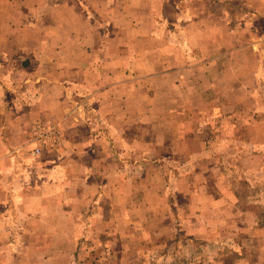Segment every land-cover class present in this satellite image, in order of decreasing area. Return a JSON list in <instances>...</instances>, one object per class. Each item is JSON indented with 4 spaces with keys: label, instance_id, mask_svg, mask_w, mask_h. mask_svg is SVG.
I'll return each instance as SVG.
<instances>
[{
    "label": "rangeland",
    "instance_id": "rangeland-1",
    "mask_svg": "<svg viewBox=\"0 0 264 264\" xmlns=\"http://www.w3.org/2000/svg\"><path fill=\"white\" fill-rule=\"evenodd\" d=\"M52 42L58 52L44 46ZM103 59L108 66L118 61L111 75L124 87L116 101L95 98L94 74L77 73L82 60L98 73ZM66 67L75 72L54 75L53 91L69 111L35 122L50 118L65 132L72 117L88 122L89 132L74 131L76 145L49 149L55 153L46 159L33 156L28 143L15 151L27 173L57 167L62 182L69 171L63 186L71 195L52 196L46 212L69 220L59 227L73 237L59 244L61 264H180L185 257L184 264H246L264 248V0H0V82L35 100L43 94L28 76ZM115 106L124 124L119 133L103 114ZM178 107L193 111L164 122V109ZM184 120L188 131L171 136L186 137L185 146L156 143L169 136L163 122ZM98 122L107 126L101 137L92 135ZM116 150L119 163L112 160ZM68 155L76 164L67 171ZM232 193L231 206L211 204L213 196ZM17 216L25 226L32 222ZM190 229L202 230V256L194 258V245L182 241L196 238ZM12 245L16 252L39 246L12 264H42L41 252L51 247Z\"/></svg>",
    "mask_w": 264,
    "mask_h": 264
},
{
    "label": "crops",
    "instance_id": "crops-1",
    "mask_svg": "<svg viewBox=\"0 0 264 264\" xmlns=\"http://www.w3.org/2000/svg\"><path fill=\"white\" fill-rule=\"evenodd\" d=\"M255 11L253 10L252 13H256ZM248 13L250 12L248 11ZM194 21L196 22L198 21V19H195ZM8 41H10V36L8 37ZM7 44L10 43L8 42ZM77 45L80 47V43H78ZM10 46L12 45L10 44ZM44 46L46 48H49L51 51L58 52L56 43L52 42L49 45ZM40 49L42 48L40 47ZM104 61L105 59L102 60L101 64H99V67L95 68V70L98 72L96 73L90 71L91 64L86 65L87 60H82L81 65L79 66L82 68L80 69L81 72L77 73H80V75H85L88 72L90 74H94L93 78L91 79L92 81L90 82V85L94 86V89H96L93 93L95 98L98 95L101 97H106L108 94H110L114 96V98L110 99H115L116 101L118 97H120L119 93H122V87H124L123 78L121 76H117V73H115L114 76L111 75L116 71L118 61L116 59L114 64L109 66L105 65L103 63ZM109 67H112L114 69L109 71L97 70H102L104 68L106 69ZM72 69V67H66L61 70L59 69V71H55L54 73L51 72L50 75L40 74L37 79H35L36 77L32 76L34 74H28L29 76L27 79L35 80L39 87L38 89L43 94V97H41L40 95L38 96V99L35 100L34 97L37 95L31 96V94L22 91L21 89L19 91L13 92V84L0 82V264H10L11 262H16L15 260L21 261L23 260V257H26L27 259L30 254L35 253V251L39 247L34 245V249L30 250L29 246L28 248L23 249V251L16 252L17 250H11L10 246H13L12 244L39 243L51 244V247L41 252L39 256L42 264H61L62 255H64V251L60 248L59 244L68 241L70 242L73 240L72 236L59 234V227H68L69 220H60L59 218H56L54 216H49L48 214H46V212H51L53 209L51 205V203H53V201H51L52 196H59V193H63L61 190H67V194L69 193V195H71L69 189H67L66 186L63 185L66 179L65 177L68 176L69 178L70 176L68 167L70 166V164H76L75 161L72 160L68 155L69 158L67 160L66 166L68 173H66V175L62 178V182H59V169H57V167H53L52 170H50L49 172L42 170H39L37 172L32 171V174L29 172L27 173L24 170H19V164H21L22 157L20 155H16L15 153L17 148H23L22 146L24 143H28V146L30 147L31 151V148L33 146L31 142L32 131L35 124L38 122L52 119L47 118L35 122L36 120L42 119V117L55 116L54 114L57 115V118H62L69 111V109L67 108L64 109L60 107V103L57 98L58 95L56 93L54 94L53 90L58 87V79H56L54 75H60L61 72H75V69ZM125 72H127V70ZM51 76L52 78H50ZM38 81H40V83ZM128 81L132 82L129 86L130 89H132L135 86V83L133 84L134 78L131 76ZM128 93L131 94V90H129ZM168 97L172 99L171 94L168 95ZM106 105L109 104L105 103L104 106ZM114 109L115 110H113V112L112 110H106V108L102 110L105 112L103 114H105L106 116L107 114L110 115L109 119L110 125L112 126V130L119 133L122 132L124 126V124H122V119L119 118V115L122 112L121 108L117 106H115ZM192 109L193 108H189L186 111L183 107H178V109H170L168 111L164 109L163 121L169 119L171 117V114L181 116L187 111H193ZM128 111H130V109ZM127 113H129L128 119L132 120V112ZM164 122L162 125L164 127V132H169V136L166 139H162V142L157 141L156 143H162V146H176L178 144L181 145V143H183V145L185 146L186 137H184L183 139L179 137L174 141V139H172L171 134L174 130L184 132L188 131V120L178 121L177 124H170L171 126H167V124H164ZM58 124L62 132L63 141L62 144L59 145L60 148L74 147L76 145V138L73 135V132L82 129H86L89 132L88 127L90 126L88 122H83V124L77 123L72 120V117L69 119V121H66L65 132L63 130L64 127L63 129L61 127L62 124ZM98 127L100 131L94 132L92 133V135L101 137V134L105 132V128L107 126H104L103 123L98 122V125L95 129H97ZM92 135L88 137V140L93 141ZM146 141L147 146L155 145L154 139H146ZM133 142L134 141L132 139L131 141L128 140V143L130 145H134ZM85 145L87 146L90 144L86 143ZM115 145H117V143H115ZM59 146L55 147L54 149H57ZM47 150L49 149H44L42 151V154L37 155V158L42 157L41 155H43L46 159L49 155H53V153H55L54 151H52V153L45 152ZM45 153H49V155L47 156L45 155ZM110 157L112 158L113 155H111ZM112 160L115 163H119V161L121 162V158L117 150ZM85 174L87 175L86 171ZM69 180H67V185ZM229 197H233V193L227 194L226 196H224V194H220L219 196H213V201L211 202V204L215 207L224 204L230 205L228 199ZM230 200L233 201L232 199ZM17 212H21L22 215H28V219L32 220L31 224L29 226H25L23 223L19 222V220L17 219ZM46 215H48V217H46ZM11 217L12 219H10ZM217 230L218 229L215 228V230L210 231L209 234L207 233V236L210 237L211 235H214L213 237H215ZM187 233L196 236V238L203 236L202 230L198 229H190V231H188ZM67 254L69 255V252ZM246 264H264V248L262 247V250H258L257 254L254 257H248L246 259Z\"/></svg>",
    "mask_w": 264,
    "mask_h": 264
},
{
    "label": "built area",
    "instance_id": "built-area-1",
    "mask_svg": "<svg viewBox=\"0 0 264 264\" xmlns=\"http://www.w3.org/2000/svg\"><path fill=\"white\" fill-rule=\"evenodd\" d=\"M31 142L33 156L42 154L44 149H53L61 145L63 141L59 124L52 120L36 123L32 131Z\"/></svg>",
    "mask_w": 264,
    "mask_h": 264
},
{
    "label": "trees",
    "instance_id": "trees-1",
    "mask_svg": "<svg viewBox=\"0 0 264 264\" xmlns=\"http://www.w3.org/2000/svg\"><path fill=\"white\" fill-rule=\"evenodd\" d=\"M246 12V11H245ZM180 235L181 233L177 234L176 236V239L178 238V241H179V238H180ZM184 243L188 244V243H192L194 245V248H192L191 250L194 251V258L197 257V256H202L203 255V252H204V247L207 243H205L204 241H201L200 239L198 238H194V237H186L185 236V240H182ZM176 242V241H175ZM193 258V259H194ZM181 262H179L180 264H184L186 263L188 260L185 258H181Z\"/></svg>",
    "mask_w": 264,
    "mask_h": 264
},
{
    "label": "water",
    "instance_id": "water-1",
    "mask_svg": "<svg viewBox=\"0 0 264 264\" xmlns=\"http://www.w3.org/2000/svg\"><path fill=\"white\" fill-rule=\"evenodd\" d=\"M26 64H28V62H26Z\"/></svg>",
    "mask_w": 264,
    "mask_h": 264
}]
</instances>
